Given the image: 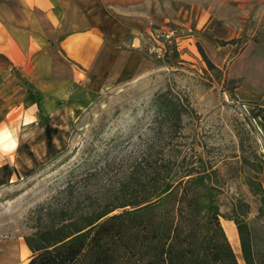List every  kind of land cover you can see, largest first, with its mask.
<instances>
[{
    "label": "rangeland",
    "instance_id": "rangeland-1",
    "mask_svg": "<svg viewBox=\"0 0 264 264\" xmlns=\"http://www.w3.org/2000/svg\"><path fill=\"white\" fill-rule=\"evenodd\" d=\"M150 2L152 10L169 22L163 32L157 30L159 24L153 22L149 36L138 47L143 54L152 57L157 68L131 82L106 87L71 121L69 130L61 131L57 157L46 160L45 156L41 162L22 166L19 175L23 177L0 190V264H26L31 252L23 236L32 231L39 216L45 218L43 214L47 210L72 209L88 200L86 196H100L116 189L137 153L157 140L155 130L150 128L151 99L167 82L184 90L194 108L191 116L182 117L187 145L205 161L214 164L218 175L226 179L220 196V211L227 213L233 197L238 195L249 203L245 220L253 254L256 264H264V213L259 211V197L249 191L241 177L252 175L264 188V174L241 162L249 150L242 152L239 147V137L245 135L243 131L247 129L253 137V140L244 141L250 145L247 149L256 151L264 159V138L250 109L264 108V97L251 101L252 104H243L235 88L247 82L256 91H264V0L260 4L255 1L237 4L232 0ZM191 9L195 14L211 17L212 23L225 22L234 30L230 37L222 39L231 41L225 44L231 46V52L224 63L217 66L219 71L207 69L194 40L199 35L197 31L188 33V27L174 29ZM169 38H175L180 53L173 66L163 62L165 44H171L167 41ZM116 141L120 142L113 148ZM88 145L103 151L109 149L108 156L115 164L100 167L90 176L80 178L69 190L64 187L68 172ZM220 222L238 263L244 264L235 224L223 217Z\"/></svg>",
    "mask_w": 264,
    "mask_h": 264
},
{
    "label": "trees",
    "instance_id": "trees-1",
    "mask_svg": "<svg viewBox=\"0 0 264 264\" xmlns=\"http://www.w3.org/2000/svg\"><path fill=\"white\" fill-rule=\"evenodd\" d=\"M167 41L171 44H165L163 62L173 66L180 55L178 43L175 38ZM216 42L221 46L231 43ZM196 45L207 69L219 71ZM151 108L155 143L137 153L116 189L86 196L88 200L72 209L59 207L47 210L45 218L39 216L32 231L23 236L31 252L26 264H239L221 217L235 224L244 264H256L245 220L249 203L238 195L229 211L222 213L224 175H218L214 164L187 145L182 117L194 113L189 95L167 82L163 90L154 93ZM243 133L239 147L249 152L241 162L264 174L261 154L244 143L253 137L247 129ZM119 142L113 143V148ZM108 152L93 145L83 148L64 187L70 190L80 178L115 164ZM241 177L249 191L259 197V211L264 213L262 182L252 175Z\"/></svg>",
    "mask_w": 264,
    "mask_h": 264
},
{
    "label": "crops",
    "instance_id": "crops-1",
    "mask_svg": "<svg viewBox=\"0 0 264 264\" xmlns=\"http://www.w3.org/2000/svg\"><path fill=\"white\" fill-rule=\"evenodd\" d=\"M150 4V0H0V190L23 177L22 166L55 157L61 131L69 130L71 121L106 87L131 82L157 68L138 47L153 22L160 31L169 22ZM193 12L174 29L197 31L196 44L219 67L231 46L216 40L230 37L234 30ZM236 95L254 101L262 99L264 91L243 82ZM250 109L264 138V108Z\"/></svg>",
    "mask_w": 264,
    "mask_h": 264
}]
</instances>
